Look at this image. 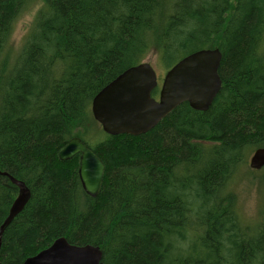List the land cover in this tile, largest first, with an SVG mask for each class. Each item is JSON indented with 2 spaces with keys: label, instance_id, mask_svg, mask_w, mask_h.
Returning <instances> with one entry per match:
<instances>
[{
  "label": "trees",
  "instance_id": "16d2710c",
  "mask_svg": "<svg viewBox=\"0 0 264 264\" xmlns=\"http://www.w3.org/2000/svg\"><path fill=\"white\" fill-rule=\"evenodd\" d=\"M37 3L13 52L15 22ZM263 45L264 0H0V226L19 192L4 173L31 190L0 264L60 236L99 245L104 264H264V217L249 231L228 190L264 146ZM204 48L222 52L207 111L185 102L145 134L89 139L92 100L118 74L152 54L170 69ZM76 136L106 165L95 198L79 155L58 157Z\"/></svg>",
  "mask_w": 264,
  "mask_h": 264
},
{
  "label": "water",
  "instance_id": "95a60500",
  "mask_svg": "<svg viewBox=\"0 0 264 264\" xmlns=\"http://www.w3.org/2000/svg\"><path fill=\"white\" fill-rule=\"evenodd\" d=\"M220 48H204L192 52L167 70L159 91L158 74L150 61L131 66L106 84L93 98V117L109 135L138 136L155 128L182 103L197 111H207L221 90L219 73ZM79 155L78 174L84 191L92 198L101 192L106 165L103 159L80 137L71 138L59 152L63 161ZM249 166L264 167V146L256 148ZM17 185L19 192L0 226V248L5 228L28 203L31 190L27 183L4 173ZM22 264H104L103 250L91 243H71L65 236L56 238L47 248L27 257Z\"/></svg>",
  "mask_w": 264,
  "mask_h": 264
},
{
  "label": "rangeland",
  "instance_id": "374dc122",
  "mask_svg": "<svg viewBox=\"0 0 264 264\" xmlns=\"http://www.w3.org/2000/svg\"><path fill=\"white\" fill-rule=\"evenodd\" d=\"M40 6L41 3L35 4L25 13H22V15L16 20L10 42L13 52L19 51V49L22 47L24 38L30 30ZM262 52L264 53V45L262 47ZM146 60L150 61L157 71L159 77V90L162 85L163 77L168 69L160 64L158 55L156 54L148 56ZM94 125V128H92V131L89 134V139L92 140L91 137H93L95 134H98L97 131L99 132V130L102 131L101 136L105 137V133L100 123H95ZM252 152L250 153L249 158ZM263 173L264 171L262 172L261 170L252 172L249 168V165L247 164L245 168L238 171L236 178L234 177V179L231 181V185H229L228 189L229 191L230 189L232 190L231 196L233 201L231 200V202L233 203L234 210L238 211L240 221L243 224H247L248 226L246 227L251 232L255 230H253L251 226L254 227L258 219L261 220L264 217V213H261L260 216L261 205L263 202V191L258 180V176Z\"/></svg>",
  "mask_w": 264,
  "mask_h": 264
},
{
  "label": "bare ground",
  "instance_id": "6f19581e",
  "mask_svg": "<svg viewBox=\"0 0 264 264\" xmlns=\"http://www.w3.org/2000/svg\"><path fill=\"white\" fill-rule=\"evenodd\" d=\"M59 155V154H58ZM59 157V156H58Z\"/></svg>",
  "mask_w": 264,
  "mask_h": 264
}]
</instances>
